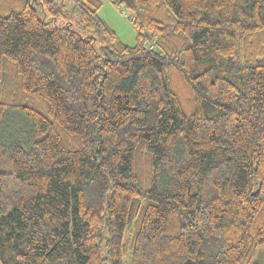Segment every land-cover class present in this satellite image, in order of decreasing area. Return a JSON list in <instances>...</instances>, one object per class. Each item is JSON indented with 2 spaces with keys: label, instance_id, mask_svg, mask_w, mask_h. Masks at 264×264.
<instances>
[{
  "label": "trees",
  "instance_id": "trees-1",
  "mask_svg": "<svg viewBox=\"0 0 264 264\" xmlns=\"http://www.w3.org/2000/svg\"><path fill=\"white\" fill-rule=\"evenodd\" d=\"M71 1L0 0V264H260L264 0Z\"/></svg>",
  "mask_w": 264,
  "mask_h": 264
},
{
  "label": "rangeland",
  "instance_id": "rangeland-1",
  "mask_svg": "<svg viewBox=\"0 0 264 264\" xmlns=\"http://www.w3.org/2000/svg\"><path fill=\"white\" fill-rule=\"evenodd\" d=\"M112 0H102L103 6L100 10V18L111 27L121 40L128 46H134L137 42V30L134 28L131 21L132 13L126 8V1L121 4ZM68 9L72 10L74 4L71 0H67ZM78 16L77 12H71V18ZM148 45V44H146ZM21 134V140L24 139L23 135L29 130L27 121L19 116L17 113H11L5 121L3 131L0 134V142L8 144L9 132L14 130ZM24 141V140H23ZM257 261L264 264V247L260 249L257 255Z\"/></svg>",
  "mask_w": 264,
  "mask_h": 264
}]
</instances>
